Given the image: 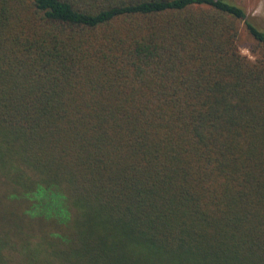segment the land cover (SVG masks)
<instances>
[{"label": "trees", "instance_id": "16d2710c", "mask_svg": "<svg viewBox=\"0 0 264 264\" xmlns=\"http://www.w3.org/2000/svg\"><path fill=\"white\" fill-rule=\"evenodd\" d=\"M0 264H264L244 5L0 0Z\"/></svg>", "mask_w": 264, "mask_h": 264}, {"label": "rangeland", "instance_id": "374dc122", "mask_svg": "<svg viewBox=\"0 0 264 264\" xmlns=\"http://www.w3.org/2000/svg\"><path fill=\"white\" fill-rule=\"evenodd\" d=\"M240 4L244 5L246 8L248 15L252 19V21L261 29L264 30V0H237ZM242 30V40L244 41L245 34L243 27ZM240 49L242 54L248 56L251 59H254L249 50L243 45H240Z\"/></svg>", "mask_w": 264, "mask_h": 264}]
</instances>
